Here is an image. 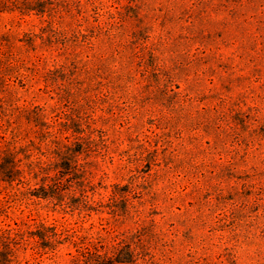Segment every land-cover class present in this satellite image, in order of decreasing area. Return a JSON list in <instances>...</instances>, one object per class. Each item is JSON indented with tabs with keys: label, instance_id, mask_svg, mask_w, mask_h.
<instances>
[{
	"label": "rangeland",
	"instance_id": "obj_1",
	"mask_svg": "<svg viewBox=\"0 0 264 264\" xmlns=\"http://www.w3.org/2000/svg\"><path fill=\"white\" fill-rule=\"evenodd\" d=\"M7 2L0 163L15 152L25 170L0 177L14 264H71L69 242L42 250L43 225L130 244L138 264H264V0H48L43 14ZM71 122L81 133L57 138L85 150L89 207L79 191L54 204L29 190L38 167L55 174L51 132Z\"/></svg>",
	"mask_w": 264,
	"mask_h": 264
},
{
	"label": "trees",
	"instance_id": "obj_2",
	"mask_svg": "<svg viewBox=\"0 0 264 264\" xmlns=\"http://www.w3.org/2000/svg\"><path fill=\"white\" fill-rule=\"evenodd\" d=\"M47 1L9 0L7 3L9 7H12L9 8L11 10L43 14L47 9L44 5ZM14 61L10 62V71L17 68ZM6 77L3 73V67L0 66V82L6 83ZM44 117V114H38L35 122L39 126H49L47 122H42ZM72 130L81 133L79 128L72 126V122L68 127L64 126L58 133L51 132L55 136V139L52 140V144L55 147L51 149L54 154L53 157L56 159L55 174H51V169L48 170L43 166L38 167L34 174L37 175L36 179L38 177L41 178L42 183L40 185L37 184L38 186L34 188L30 187L29 190L31 195L54 204H68L67 199L73 198L79 191L81 194L80 206L89 207L92 204V200L88 189L94 190L91 180L92 170L88 166L89 163L82 164L79 162V156L85 150L83 148L77 149L74 145L64 144L63 139L57 138V134L61 133L63 135L64 131L69 132ZM24 174L25 170L21 167L16 153L10 151L0 163V177L7 182H15L16 180H21ZM32 234L38 238V242L44 252L56 251L69 242L70 246L74 247L77 252L76 254L70 253L72 256L71 264H138L139 253L130 244L112 250L88 239L79 238V240H75L72 237L65 238L58 228L45 225L32 232ZM138 243V246H140L141 242ZM18 245L19 243L11 236L5 233L0 234V264H14L17 261Z\"/></svg>",
	"mask_w": 264,
	"mask_h": 264
}]
</instances>
